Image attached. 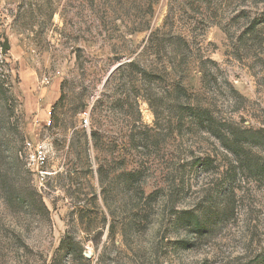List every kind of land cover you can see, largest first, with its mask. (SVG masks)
<instances>
[{
	"label": "rangeland",
	"instance_id": "obj_1",
	"mask_svg": "<svg viewBox=\"0 0 264 264\" xmlns=\"http://www.w3.org/2000/svg\"><path fill=\"white\" fill-rule=\"evenodd\" d=\"M188 102L264 133V0H0V264H264V175Z\"/></svg>",
	"mask_w": 264,
	"mask_h": 264
},
{
	"label": "trees",
	"instance_id": "obj_2",
	"mask_svg": "<svg viewBox=\"0 0 264 264\" xmlns=\"http://www.w3.org/2000/svg\"><path fill=\"white\" fill-rule=\"evenodd\" d=\"M180 40H183V38ZM129 65H132V62H130ZM177 94L178 99L183 97V95H187L181 84L177 85ZM179 107L180 108L178 111L180 112L178 113H180L181 116L179 117L178 128L183 126L184 121L189 120L190 124L195 129L216 140L227 152L233 156L235 163L233 168H235V170H238V168L245 170V168H247L246 170H248L253 175H264V159H254L247 150L248 146L264 145L263 132L252 131L251 129H241L220 121V119H218L213 114L209 107L203 104L197 105L188 102V104ZM127 175H135L137 177L140 174L139 172H130V174ZM194 225L197 226L198 222L194 223ZM61 249H65L64 244L61 245ZM66 250L69 253H72L67 246Z\"/></svg>",
	"mask_w": 264,
	"mask_h": 264
},
{
	"label": "built area",
	"instance_id": "obj_3",
	"mask_svg": "<svg viewBox=\"0 0 264 264\" xmlns=\"http://www.w3.org/2000/svg\"><path fill=\"white\" fill-rule=\"evenodd\" d=\"M29 145L31 144L29 143ZM29 158L40 169L46 161V154L44 149L41 146H33L30 150Z\"/></svg>",
	"mask_w": 264,
	"mask_h": 264
}]
</instances>
